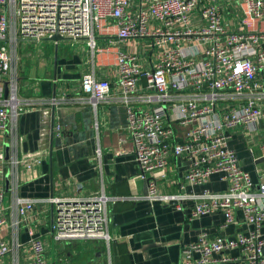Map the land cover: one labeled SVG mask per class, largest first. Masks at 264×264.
Returning a JSON list of instances; mask_svg holds the SVG:
<instances>
[{
  "label": "built area",
  "instance_id": "obj_1",
  "mask_svg": "<svg viewBox=\"0 0 264 264\" xmlns=\"http://www.w3.org/2000/svg\"><path fill=\"white\" fill-rule=\"evenodd\" d=\"M226 1H235L243 14L239 32L222 23L218 0H0V135L11 133L30 105L19 97L13 67L20 42L38 43L58 34L85 40L96 55L107 50L97 45L100 36L151 41L155 56L151 68H144L130 53L118 52L115 57L117 98L127 108L125 131L146 184V194L137 199L174 203L178 210L183 202L193 201L191 220L222 214L221 228L234 224L240 212L248 227L232 236L200 234L197 241L182 246L179 264H264V175L255 184L228 146L230 134L238 128L248 133L264 129V107L256 106L264 102V0ZM195 13L204 22L201 29L190 24ZM202 53L206 60L197 62ZM81 90L80 99L94 108L114 94L110 80L93 74L81 78ZM64 102L65 97L42 100L52 106ZM176 126H189L181 140ZM56 133L60 134L59 127ZM259 149L264 162V133ZM181 156L189 161L184 177L190 185L218 176L226 183L225 190L161 193L170 157ZM4 161L0 151V164ZM3 200L0 190V260L11 251L4 238L8 224ZM117 200L104 192L69 198L16 197L14 226H25L35 216L36 205L48 204L56 207L54 241L108 242V204ZM28 231L25 245L31 257L23 264H48L43 237ZM230 251L239 255L230 256Z\"/></svg>",
  "mask_w": 264,
  "mask_h": 264
},
{
  "label": "crops",
  "instance_id": "obj_2",
  "mask_svg": "<svg viewBox=\"0 0 264 264\" xmlns=\"http://www.w3.org/2000/svg\"><path fill=\"white\" fill-rule=\"evenodd\" d=\"M218 6L222 23L231 32L241 31L243 14L235 1L218 0ZM190 24L195 29L204 26L196 13L190 16ZM97 40L107 50L96 55L83 39L22 41L16 48L13 67L18 93L30 105L17 118L12 132L0 135V151L5 158L0 164V190L4 193L8 224L4 238L11 248L0 264H23L31 257L25 245L29 229L43 237L48 264H179L182 246L197 241L200 234L232 236L248 229L240 212L234 224L221 228L222 214L191 220L193 201L183 202L178 210L174 203L137 199L146 194V184L140 178L141 170L125 131L127 108L117 98L115 57L118 52L130 53L148 69L154 65L155 56L146 38L123 41L115 36H100ZM40 43L43 48L34 52L27 47ZM196 60L204 61L206 56L202 53ZM87 74L112 83L114 94L96 108L80 99L84 96L81 78ZM51 97H65V102L57 106L42 103ZM256 106L262 108L264 102ZM188 127L176 126L177 140L182 139ZM263 133L264 129L248 133L238 128L228 138L240 167L250 173L255 184L264 175L259 149ZM29 163L33 164L31 168L26 167ZM188 166L186 157H170L160 192L193 195L204 190H225L227 185L218 176L202 185H190L184 177ZM102 192L119 199L108 204V242L54 241L51 232L56 207L48 204L36 205L35 216L25 226H14L16 197L69 198ZM229 255L235 257L239 252L230 251Z\"/></svg>",
  "mask_w": 264,
  "mask_h": 264
},
{
  "label": "rangeland",
  "instance_id": "obj_3",
  "mask_svg": "<svg viewBox=\"0 0 264 264\" xmlns=\"http://www.w3.org/2000/svg\"><path fill=\"white\" fill-rule=\"evenodd\" d=\"M97 42V45L99 47H101V45L99 44L98 40L96 41ZM27 47L30 48V51H35L37 50L38 48H43V43H40V44H29ZM142 48V47H141Z\"/></svg>",
  "mask_w": 264,
  "mask_h": 264
},
{
  "label": "water",
  "instance_id": "obj_4",
  "mask_svg": "<svg viewBox=\"0 0 264 264\" xmlns=\"http://www.w3.org/2000/svg\"><path fill=\"white\" fill-rule=\"evenodd\" d=\"M67 38H65V37H61V36H59L58 34H56V35H54V36H52V37H50V38H46V39H44V40H47V41H53V42H55V43H57L58 41H62V40H66Z\"/></svg>",
  "mask_w": 264,
  "mask_h": 264
}]
</instances>
